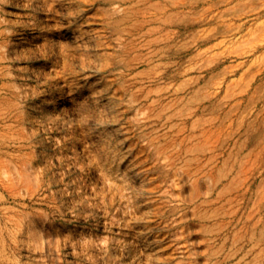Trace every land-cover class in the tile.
<instances>
[{"label": "rangeland", "instance_id": "rangeland-1", "mask_svg": "<svg viewBox=\"0 0 264 264\" xmlns=\"http://www.w3.org/2000/svg\"><path fill=\"white\" fill-rule=\"evenodd\" d=\"M0 264H264V0H0Z\"/></svg>", "mask_w": 264, "mask_h": 264}]
</instances>
